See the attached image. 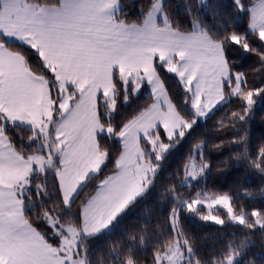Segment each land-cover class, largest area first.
Returning a JSON list of instances; mask_svg holds the SVG:
<instances>
[{"label": "snow or ice", "instance_id": "obj_1", "mask_svg": "<svg viewBox=\"0 0 264 264\" xmlns=\"http://www.w3.org/2000/svg\"><path fill=\"white\" fill-rule=\"evenodd\" d=\"M232 7L250 13L247 30L227 22L218 32L202 20L197 27L193 16L194 30L182 31L161 0H149L142 23L132 24L122 0H0V264H92L90 241L110 234L150 194L168 154L200 118L235 97L241 110L233 122L251 119L264 87H248L236 60L255 53L264 74V0L251 8L232 0ZM168 74L183 89L182 103ZM142 89L150 90L151 103L123 114ZM21 129L30 133L26 143ZM235 142L246 145L247 136ZM241 158L264 180V147L256 159L246 150ZM209 170L202 164L200 174ZM37 198L34 223L28 212ZM172 198L174 237L155 246L152 264H255L243 259L247 241L201 256L180 216L186 209L202 221L264 231V210L240 207L237 214L229 193ZM216 206L227 221L212 214ZM203 207L208 214L201 215ZM112 264L140 261L129 249Z\"/></svg>", "mask_w": 264, "mask_h": 264}, {"label": "trees", "instance_id": "obj_2", "mask_svg": "<svg viewBox=\"0 0 264 264\" xmlns=\"http://www.w3.org/2000/svg\"><path fill=\"white\" fill-rule=\"evenodd\" d=\"M256 1L258 0H245V3L251 8ZM38 2L54 5L58 0H38ZM122 3L127 5L125 13L128 23H142L141 10L147 7L149 0H122ZM163 6L168 9V14L180 25L182 31L194 30L193 16L198 17L197 27L202 20L204 27H210L218 32L222 31L221 27L227 22L233 27L247 30L250 18V13L238 15L232 7V0H207L204 4L200 3V0H164ZM236 63L243 65L240 71L247 74L248 87H264L261 83L264 74L259 72V57L255 53L237 58ZM166 80L171 94L182 103L183 89L175 77L168 74ZM150 95L143 90L126 107H122L121 112L129 117L134 115L139 108L151 103ZM240 103L239 99L233 97L229 102L217 107L206 120L199 122L191 133L186 134L185 138L171 150L163 162L164 169L150 194L131 209L110 234L100 240L90 241L89 259L92 264H112L114 257L121 251L129 249L134 251L140 264H152L155 246L169 237H174L169 212L177 200L172 197L178 193L180 200H185L196 191L194 184H183L182 181L190 152L199 142L204 143L203 157L210 169L207 171L201 191L215 195L231 194L235 200L233 207L237 214L240 207L248 213L257 209L264 210V197L261 196L264 180L255 169L249 167L250 161H245L243 158L239 161L236 159L237 154L245 150L251 159H256L259 149L264 147V100L258 101L251 119L243 125L238 121L234 123L232 118L233 112L241 110ZM18 132L26 143L30 133L27 129ZM245 135L248 141L246 145L235 142ZM102 142L119 151V144L107 139ZM170 186L175 187V192L166 191ZM40 203L41 200L37 198V206L28 212L34 223H39L35 213L40 211ZM205 212V209H202L201 214ZM215 212L223 215L227 221L225 211ZM180 222L183 232L195 242L199 254L205 258H212L214 252H219L229 242L239 244L241 241H247L243 259L253 260L255 264H262L264 261V231H261L259 225L252 230L237 223L226 222L224 225H217L211 221H202L186 209L180 216Z\"/></svg>", "mask_w": 264, "mask_h": 264}, {"label": "rangeland", "instance_id": "obj_3", "mask_svg": "<svg viewBox=\"0 0 264 264\" xmlns=\"http://www.w3.org/2000/svg\"><path fill=\"white\" fill-rule=\"evenodd\" d=\"M164 0H161V3L163 4ZM207 0H200V3H206ZM258 1H256L254 4H257ZM253 4V5H254ZM252 5V6H253ZM251 6V7H252ZM143 90H146V93L150 94V90L148 89H142L141 92ZM223 104V103H222ZM221 104V105H222ZM220 106V105H219ZM217 106V107H219ZM215 110V109H214ZM213 110V111H214ZM211 115V113L209 114V116ZM208 116V117H209ZM208 117L206 118H200L199 122H203L204 120H206ZM203 151H204V143L203 142H199L197 143L191 150L190 152V155H189V158H188V162H187V168H186V173H191V172H195L197 174V178L196 179H192L190 176L186 175L185 173V176L183 178V184H194L195 185V188H196V191H194V193L191 195V196H195V194L197 192H200L202 194V196H212V195H215V194H208V193H204L201 191L202 189V185L206 179V173L204 174H200V168H201V165L202 164H205V160H204V157H203ZM207 164V163H206ZM202 209H205V213L203 215H206L208 214L209 210L206 208V207H203ZM217 210H222V211H225V209L219 207V206H216L213 210H212V214L214 215H220V217L222 219H224L223 215H221L220 213H217L215 211ZM202 215V214H201ZM213 222V221H211ZM215 223V222H214Z\"/></svg>", "mask_w": 264, "mask_h": 264}, {"label": "crops", "instance_id": "obj_4", "mask_svg": "<svg viewBox=\"0 0 264 264\" xmlns=\"http://www.w3.org/2000/svg\"><path fill=\"white\" fill-rule=\"evenodd\" d=\"M49 6H51V5H49ZM130 24H132V23H130ZM193 31V30H192ZM187 32H191V31H187Z\"/></svg>", "mask_w": 264, "mask_h": 264}]
</instances>
